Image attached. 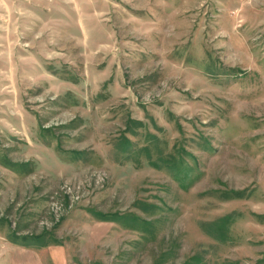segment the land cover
Here are the masks:
<instances>
[{
  "label": "rangeland",
  "instance_id": "rangeland-1",
  "mask_svg": "<svg viewBox=\"0 0 264 264\" xmlns=\"http://www.w3.org/2000/svg\"><path fill=\"white\" fill-rule=\"evenodd\" d=\"M0 264H264V0H0Z\"/></svg>",
  "mask_w": 264,
  "mask_h": 264
},
{
  "label": "trees",
  "instance_id": "trees-1",
  "mask_svg": "<svg viewBox=\"0 0 264 264\" xmlns=\"http://www.w3.org/2000/svg\"><path fill=\"white\" fill-rule=\"evenodd\" d=\"M25 241H27V239H24Z\"/></svg>",
  "mask_w": 264,
  "mask_h": 264
}]
</instances>
